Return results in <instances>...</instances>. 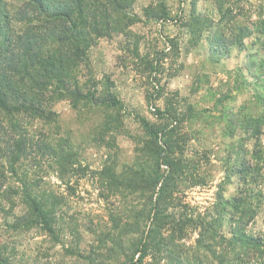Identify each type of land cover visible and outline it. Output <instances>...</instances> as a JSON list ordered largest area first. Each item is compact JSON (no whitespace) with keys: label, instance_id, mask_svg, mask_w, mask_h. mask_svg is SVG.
<instances>
[{"label":"rangeland","instance_id":"obj_1","mask_svg":"<svg viewBox=\"0 0 264 264\" xmlns=\"http://www.w3.org/2000/svg\"><path fill=\"white\" fill-rule=\"evenodd\" d=\"M261 1L250 0L254 8L247 5L241 16L257 20ZM18 3L4 0V7L13 12ZM206 7L218 17L212 1ZM190 9V0H134L128 8L132 22L89 46L80 85L95 88L98 96L109 91L119 104H72L52 79L47 91L53 93L43 106L48 114L0 110V264L133 263L154 199L122 183L135 173L151 176L153 161L143 150L153 139L141 118L170 144L182 168L180 204L170 203L167 212L194 217L212 207L231 140L228 112L264 113L263 35L248 39L259 77L251 83L237 50L210 58L205 37L191 34ZM42 144L48 148L39 151ZM258 147L264 151V128ZM190 174L201 183L191 182ZM236 179L226 195L235 192ZM259 189L257 214L246 227L250 234L264 231V171ZM196 235L188 227L183 242ZM161 250L148 248L134 264H167Z\"/></svg>","mask_w":264,"mask_h":264},{"label":"trees","instance_id":"obj_2","mask_svg":"<svg viewBox=\"0 0 264 264\" xmlns=\"http://www.w3.org/2000/svg\"><path fill=\"white\" fill-rule=\"evenodd\" d=\"M133 1L20 0L10 12L4 7V0H0V110L5 114L16 109L34 111L38 116L48 114L43 106L50 96L48 93H53L47 91L52 79L57 82L56 89L62 88L63 96L69 97L72 104L84 101L95 106L119 104L109 91L106 96H98L100 92L95 88L84 91L79 76L83 69H89L86 56L89 46L98 37L123 30L132 22L128 8ZM209 1L213 2L218 17L208 12ZM190 4L191 34L205 37L202 39L207 43L210 58L217 60L237 50L242 54L245 76L251 78V83L257 82L255 53L249 50L248 39L260 33L264 47V1L258 5L257 20L251 15L241 16L247 5L254 8L250 0H190ZM164 113L158 110L157 116L163 117ZM140 120L153 139L152 146L143 150L153 161L148 168L151 176L135 173L122 183L132 190L151 192L154 199L150 207L151 222L144 228L134 261L141 262L148 248L154 247L158 251L162 249L167 264H261L264 231L250 234L246 227L255 219L262 197L259 187L264 151L258 147V139L263 133L264 113L241 116L237 109L228 112L231 140L223 179L216 183L215 200L206 214L193 217L186 215L187 212L183 218L167 212L170 203L180 204L176 195L179 191L176 183L183 175L179 160L173 156L170 144L143 118ZM2 133L4 129L0 125ZM251 140L254 143L249 153L247 144ZM47 148L45 144L38 147L39 151ZM234 177L237 178L235 192L226 195ZM188 179L201 183L195 175L190 174ZM30 204L37 216L42 215L32 199ZM138 222L133 225L137 226ZM191 226L196 238L192 243H184L187 228Z\"/></svg>","mask_w":264,"mask_h":264}]
</instances>
